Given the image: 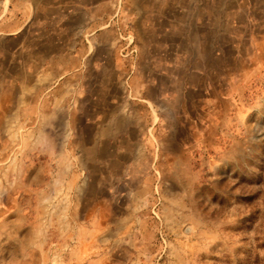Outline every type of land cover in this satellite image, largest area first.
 Masks as SVG:
<instances>
[{
	"label": "rangeland",
	"instance_id": "1",
	"mask_svg": "<svg viewBox=\"0 0 264 264\" xmlns=\"http://www.w3.org/2000/svg\"><path fill=\"white\" fill-rule=\"evenodd\" d=\"M82 8V65L17 80L0 0V264H264V0Z\"/></svg>",
	"mask_w": 264,
	"mask_h": 264
},
{
	"label": "crops",
	"instance_id": "2",
	"mask_svg": "<svg viewBox=\"0 0 264 264\" xmlns=\"http://www.w3.org/2000/svg\"><path fill=\"white\" fill-rule=\"evenodd\" d=\"M76 1L78 3L74 5H77L75 9L77 12L75 13L76 20L73 25L75 28L68 27V30L60 29L57 32H52L48 26L59 24L60 20H58V18L60 16L55 14V10H58L59 8L60 10L65 9L64 0H16L15 18H4V26L11 22L15 24V27L12 28V30H6L7 32L4 33L16 38V54L13 59L17 65V80H25L26 78L27 80L37 79L38 75H40L39 66H42V73L44 74L43 67H49L52 64L58 63V58L65 56L63 51L66 49H75V55H73L72 52L66 54L71 59H73V57L77 58V61L74 63L78 62L82 65L84 56L87 57L88 54L87 45L81 42L85 31H87V25L86 21L84 25L82 19V0ZM6 11L8 12V9ZM53 18L55 21L52 20ZM14 24H12V26H14ZM4 53L6 55L8 54L7 51ZM144 53L145 54H142L139 58L140 62H142L140 69L138 71L135 69L134 74L130 77L133 84L138 87L137 91L139 90L142 99L147 101V99L152 98V91L147 88V83L148 85L150 84V80L147 81V74L149 72L148 68L150 67V64L147 61L152 57H156L159 59L158 61H160L161 52L158 51L156 53L157 56H153L154 54H152L150 50H146ZM135 58L136 57H134V59ZM5 72L4 69V73ZM142 73L144 75H142ZM142 80L145 82H141ZM139 85H142L143 87L140 88Z\"/></svg>",
	"mask_w": 264,
	"mask_h": 264
}]
</instances>
